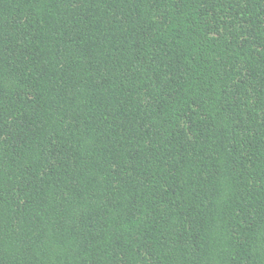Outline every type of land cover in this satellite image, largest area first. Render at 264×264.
Masks as SVG:
<instances>
[{"label":"trees","instance_id":"obj_1","mask_svg":"<svg viewBox=\"0 0 264 264\" xmlns=\"http://www.w3.org/2000/svg\"><path fill=\"white\" fill-rule=\"evenodd\" d=\"M0 264H264V0H0Z\"/></svg>","mask_w":264,"mask_h":264}]
</instances>
